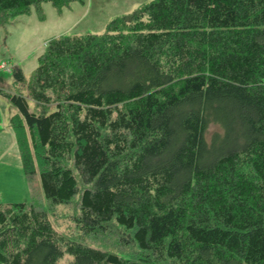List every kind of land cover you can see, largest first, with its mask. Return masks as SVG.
Segmentation results:
<instances>
[{
  "label": "trees",
  "instance_id": "16d2710c",
  "mask_svg": "<svg viewBox=\"0 0 264 264\" xmlns=\"http://www.w3.org/2000/svg\"><path fill=\"white\" fill-rule=\"evenodd\" d=\"M73 1L0 0V25ZM12 74L23 173L78 214L0 202V264H264V0H152ZM113 223L139 256L88 241Z\"/></svg>",
  "mask_w": 264,
  "mask_h": 264
},
{
  "label": "rangeland",
  "instance_id": "374dc122",
  "mask_svg": "<svg viewBox=\"0 0 264 264\" xmlns=\"http://www.w3.org/2000/svg\"><path fill=\"white\" fill-rule=\"evenodd\" d=\"M152 0H83L73 1L59 10L49 2H42L39 10L31 7L27 14H21L10 23L0 25V87L15 90L13 69L20 68L24 77L29 78L37 65L48 39L62 35L102 34L105 26L116 16L133 12ZM3 65V66H1ZM12 107L0 96V202L29 203L37 200L48 214L57 230L68 229V214L77 216L75 202L66 206L51 207L41 199L38 179L28 182L26 179L12 131L8 121ZM214 132H220L219 126L209 124L205 137L210 139ZM41 195V194H40ZM105 233H98L95 240L88 241L108 250L119 252L122 256L136 257L141 251L136 245L121 244L125 231L110 224ZM69 230V229H68Z\"/></svg>",
  "mask_w": 264,
  "mask_h": 264
},
{
  "label": "built area",
  "instance_id": "2783aa9c",
  "mask_svg": "<svg viewBox=\"0 0 264 264\" xmlns=\"http://www.w3.org/2000/svg\"><path fill=\"white\" fill-rule=\"evenodd\" d=\"M1 66H3V65H1Z\"/></svg>",
  "mask_w": 264,
  "mask_h": 264
}]
</instances>
